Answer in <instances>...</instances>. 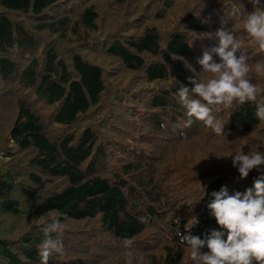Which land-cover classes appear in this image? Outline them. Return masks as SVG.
<instances>
[{
    "label": "trees",
    "instance_id": "1",
    "mask_svg": "<svg viewBox=\"0 0 264 264\" xmlns=\"http://www.w3.org/2000/svg\"><path fill=\"white\" fill-rule=\"evenodd\" d=\"M144 1L0 0V264H40L51 215L65 251L48 264H125L129 253L133 264H192L177 232L204 238L218 228L210 193H243L258 178L241 179L229 155L264 151L255 102L214 106L228 131L216 136L202 122L182 127L175 92L192 87L224 27L264 99V50L243 29L264 0L139 10ZM174 11L177 28L161 31Z\"/></svg>",
    "mask_w": 264,
    "mask_h": 264
},
{
    "label": "clouds",
    "instance_id": "2",
    "mask_svg": "<svg viewBox=\"0 0 264 264\" xmlns=\"http://www.w3.org/2000/svg\"><path fill=\"white\" fill-rule=\"evenodd\" d=\"M253 3L258 4L259 0H253ZM243 29L247 37L264 50V9L256 7L248 13ZM215 36L216 44L204 50L197 61L200 76L190 77L192 87H179L175 96L184 109L182 127L188 128L198 121L216 136L226 137L225 124L213 115L214 106L230 108L234 102H255L254 115L259 121H264V99L257 102L260 89L252 83L247 58L240 51L241 41L224 27L217 29ZM255 71L264 72V66L257 65ZM229 155L232 167L241 179L253 169L259 174L258 178L243 193L229 194L225 186L210 193L206 207L218 228L210 230L204 238L177 232L180 242L189 249L192 264H264V151L244 153L240 148ZM148 219L139 217L141 223ZM178 220L177 217L176 222ZM196 222L193 216L187 221V226L184 225L185 229ZM62 230L58 217L49 216L41 229L43 238L38 245L40 264H48L54 254L64 255V245L59 238ZM203 248L207 251H202ZM125 264H133L131 253L125 257Z\"/></svg>",
    "mask_w": 264,
    "mask_h": 264
},
{
    "label": "rangeland",
    "instance_id": "3",
    "mask_svg": "<svg viewBox=\"0 0 264 264\" xmlns=\"http://www.w3.org/2000/svg\"><path fill=\"white\" fill-rule=\"evenodd\" d=\"M145 2H146V0L144 2H142V4L140 5V7L138 8L139 10H142V9H145L146 8L145 5H144ZM205 8H206V6H205ZM146 10H148V9L146 8ZM181 16H182V13L177 14L176 11H174L171 14L170 17H168L167 19H165L164 22H161V24L159 26V27H161L160 30L161 31H164V30L173 31L174 29L177 28V26H178L177 24L179 23V20H180Z\"/></svg>",
    "mask_w": 264,
    "mask_h": 264
}]
</instances>
